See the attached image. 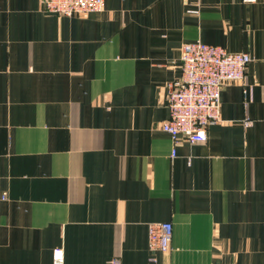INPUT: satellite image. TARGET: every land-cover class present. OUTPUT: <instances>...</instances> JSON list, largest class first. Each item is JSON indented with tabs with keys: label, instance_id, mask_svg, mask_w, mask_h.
Instances as JSON below:
<instances>
[{
	"label": "crops",
	"instance_id": "obj_1",
	"mask_svg": "<svg viewBox=\"0 0 264 264\" xmlns=\"http://www.w3.org/2000/svg\"><path fill=\"white\" fill-rule=\"evenodd\" d=\"M194 41L251 62L223 85L206 141L173 146L167 85ZM157 222L172 238L152 254ZM55 252L62 264H264V0H104L71 17L0 0V264Z\"/></svg>",
	"mask_w": 264,
	"mask_h": 264
},
{
	"label": "built area",
	"instance_id": "obj_2",
	"mask_svg": "<svg viewBox=\"0 0 264 264\" xmlns=\"http://www.w3.org/2000/svg\"><path fill=\"white\" fill-rule=\"evenodd\" d=\"M40 3L44 12L59 17L95 13L104 6V0H40ZM250 62L248 53H230L224 48L199 41L185 43L180 47V76L167 85L168 118L161 126L173 146L206 141L207 128L220 120V92L223 85L244 82ZM5 197L6 194L2 193L1 198ZM171 238L172 226L169 222L149 224L148 249L152 254L167 252ZM53 264H62L58 252L53 255ZM111 264H119V260L113 259Z\"/></svg>",
	"mask_w": 264,
	"mask_h": 264
}]
</instances>
